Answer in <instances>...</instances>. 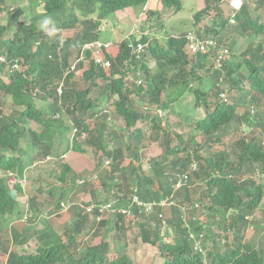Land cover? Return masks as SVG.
<instances>
[{
	"label": "trees",
	"instance_id": "trees-1",
	"mask_svg": "<svg viewBox=\"0 0 264 264\" xmlns=\"http://www.w3.org/2000/svg\"><path fill=\"white\" fill-rule=\"evenodd\" d=\"M250 1L238 0L233 7L230 0H203V6L193 14L195 37L213 42L215 47L210 49L228 51L219 67L213 61V49L206 54L189 53L185 33L167 35L164 43L153 38V31L163 28L158 18L156 23L148 22L147 27L142 24L139 36H127L109 52L108 69L95 64L86 52L84 62L88 67L81 78L74 74L84 64L80 61L83 45L100 39L101 26L109 15L143 7L147 0H27L29 22L20 21L23 11L19 8L6 11L5 22L0 21V252L6 257L5 264H137L135 247L143 245L154 247L163 258L162 264H264V247L256 248L244 236L248 228L260 234L264 227L261 223L252 224L256 212L262 213L259 207L264 199V184L257 176L252 177L258 173L264 180V0H252L253 4ZM158 2L164 11L179 12L183 6L182 0ZM222 2L229 6L225 16ZM2 11L0 7V14ZM211 12L213 17L201 23ZM147 13L159 15L155 11ZM45 16H52L59 29L46 41L38 28ZM77 24L81 25V32L63 38L62 31ZM147 28L148 34L141 32ZM9 33L11 37L6 39ZM234 33L247 40L238 57L234 54L238 45L232 37ZM150 64L155 65L152 68ZM97 80L102 81L101 85H97ZM206 83L211 84L209 89L202 87ZM192 84H197L196 89H191ZM91 89L104 95L92 100L88 97ZM187 92L193 94L194 107H200L204 115L193 120L188 143L171 147L172 134L181 139L175 130L181 134L182 127L181 121L172 123L177 116L171 106ZM221 93L226 94V100L219 98ZM7 96L12 108L4 112L5 103L1 100ZM38 99L46 106L38 107ZM65 116H71L69 124ZM180 116L185 119L184 114ZM85 117L102 122L90 127ZM116 117L123 120L124 132L121 127L112 126ZM29 122L39 123L41 132L29 130ZM233 123L246 127L235 147L229 152L221 151L213 159L201 156L198 150L212 141L220 142ZM69 132L72 136L64 154H84L82 146L86 145L98 161L92 170L76 174L68 162L56 157L61 161L56 165L59 175L55 178L68 182L76 194L90 186L93 175L102 181L105 197L94 194L93 199L82 202L76 198L78 195L70 194L79 202L66 200L63 188L48 214L61 210L60 200L71 202L69 210L74 211L77 221L66 229L68 242L47 240L39 244L35 253H14L10 246L27 240L13 227H9V232L3 231L8 218L18 214L15 197L22 190L18 183L11 186L8 182L23 178L27 156L43 160L51 157L53 138L65 139ZM197 135L202 136L203 143L195 141ZM26 137L30 142L22 149L20 143ZM146 143L161 147L162 153L149 159L148 169L143 170L145 155L140 151L146 150ZM189 144L193 145L192 150H188ZM193 163L197 167L194 172L190 170ZM183 173L188 174V183L174 191V184ZM202 179V192L192 200L189 188L195 180ZM51 188L48 195L54 198ZM132 193L143 202L170 198L175 202L171 208L173 216L167 219L163 212L162 220L157 217V209L138 213L132 207L133 216L114 214L96 220V212L86 214L80 206L118 198L121 206L127 207ZM29 203L35 206L34 195ZM181 208L186 212L185 221ZM221 211L233 212L226 221ZM208 215L212 221L206 223ZM106 226L113 241L135 245L131 254L127 246L110 248L105 237L77 257L69 251L83 242L86 229L95 238L105 235ZM167 229L172 230L170 241ZM190 232L203 234L198 251L193 249ZM39 242H43L42 236ZM110 250L113 258L109 257Z\"/></svg>",
	"mask_w": 264,
	"mask_h": 264
},
{
	"label": "rangeland",
	"instance_id": "rangeland-1",
	"mask_svg": "<svg viewBox=\"0 0 264 264\" xmlns=\"http://www.w3.org/2000/svg\"><path fill=\"white\" fill-rule=\"evenodd\" d=\"M182 9L179 12H175L173 9L164 11L162 9V5L157 2V0H147L145 6H138L135 8H132L128 11H118L108 16L106 22L102 24V32L100 35L101 41H110L113 43H116L117 41H122L127 36L133 35L132 37H135L134 35L139 36L138 30H140L141 25L147 27L148 22L149 23H156L155 20L159 18L160 23L162 24L163 28L157 27L156 31L154 32V37L157 40L161 41V43H164L165 39H167V35H176L186 33L188 31H193V14L195 10L201 8L203 6V0H182ZM229 1V0H224ZM232 6H236L238 3V0H230ZM223 3V2H222ZM250 4H253V1L251 0L249 2ZM230 4V6H231ZM3 11L0 14V21L2 23L6 20V11L7 10H13L15 8H19L23 11V15L19 18L20 21L29 22V13H28V6H27V0H3V4L0 6ZM222 10L223 15L228 14V8L229 6L222 4ZM155 11L159 12V15L155 13V15L148 16L147 11ZM259 13V12H258ZM214 15V12H211L209 16H207L205 19L202 20L201 23H205L208 20H210ZM151 27V26H150ZM81 32V25L77 24L75 28L69 29V30H63V38H68L71 35L76 34L78 32ZM145 34H148V28L145 31H141ZM151 36V32L149 34ZM11 37V33L5 36L6 39ZM233 38H235V41H237V50L234 51V54L238 57L240 52H242L246 45L247 40L241 36L240 33H234L232 35ZM42 40H50L49 37L44 36ZM117 44H113V47H116ZM74 54V52H73ZM82 62L86 61V59H81ZM72 64V63H71ZM153 68L154 65L150 64ZM87 63L84 62L82 68L76 69V78H81L82 73L87 69ZM243 72H246L245 68H242ZM5 73V71H4ZM102 81L97 80V85H101ZM246 84V83H245ZM210 83L203 84L202 87L204 89L210 88ZM197 84H192L191 89H196ZM97 89V88H96ZM100 91V90H99ZM171 91V90H170ZM104 94H101V92H98L95 89H91L88 97L90 99H95L96 97L103 96ZM2 110L4 112H9L10 108H12V104L10 102V98L7 96L6 98H2ZM38 107H45L46 103H42L40 99L36 100ZM214 102L215 99H212ZM103 103V102H102ZM195 97L193 94L187 92L184 94L179 101L172 104V112L174 115L177 116L176 120L172 121V123H178L181 121L182 127L179 129L181 130V134L178 130H175L176 133L181 137V139H177L172 134V143L171 147H174L176 144H186L188 143L187 139L190 138L187 134L191 133L193 131V120L199 119L203 117V110L200 107L195 108ZM160 112V111H159ZM158 112V113H159ZM180 114H184V118H180ZM86 118V121L90 127H96L100 125L102 121L100 120H91V118ZM65 121L67 124H69V120L71 119V116H65ZM113 123V124H112ZM112 126L121 127V130L124 132V123L121 118L116 117L114 122H112ZM27 127L29 130L34 131L35 133H40L42 130V127L39 123L36 122H29L27 124ZM120 129V128H117ZM246 131V127L238 126L237 123L231 124L229 127L227 133L225 136L222 137L221 141L216 143L214 141L210 142L206 146H204L202 149L198 150L201 156L210 157V159L215 158L218 156V154L221 151H227L229 152V149L231 150L232 147H235L234 143L241 138L244 135V132ZM173 131V133H175ZM122 133V132H121ZM190 135V134H189ZM72 136V132L67 133L65 136V139L60 138L59 136H55L53 138V151L51 157L45 158L44 160L40 157L33 156H27L26 162L27 164L26 169L23 173V180L20 182L17 180H10L8 183L9 185H14L18 183L21 185L22 190L18 193H16V203H17V210L18 214L11 215L10 218H8L7 223L3 231L9 232V227H13L17 232H20L21 236L25 239H27L26 243H17L10 246V249L14 253H18L19 255L28 254V253H35L37 247L39 246V235L37 234V231H44V232H52L56 239H59L58 241L62 244H66L68 242V235L69 233L66 232V229L68 226H71L72 224H75L77 221V217L73 214L74 211H60L55 212L51 216L47 215L48 211H50V207L54 206L57 202V199L59 195L62 192V189L65 188L67 194H65L66 200H82L83 202H88L91 199L96 197H105V190L103 187V183L100 179H97L95 176H91L90 181L91 184L89 187H86V190L80 191L78 193H73V191L70 189V184L68 182L61 183L59 182L55 176L59 175L58 167L56 166L58 162L61 160H57L56 157H61L62 161L68 162L70 167L73 169V171L76 174H79L81 172H86L88 170H92L93 167L96 165V162L98 161L97 156H95L94 151L86 146L83 145L82 149L85 150L84 154L79 153H71L68 152L64 154L65 146H67L68 141L70 140V137ZM147 137V136H146ZM197 142L203 143L202 136H196ZM30 140L26 137L25 139L22 138L20 147L22 149H26L27 145H29ZM224 143L225 145H222ZM146 150H141L140 153H144L145 158L142 161V169L146 170L148 169V160L151 158L160 157L162 153V148L158 147L151 143H146ZM193 145H188V150H192ZM25 151V150H24ZM72 154L71 156H69ZM183 154V153H182ZM182 154H179L182 155ZM28 155V154H27ZM28 159V160H27ZM168 159H172V157H169ZM30 161V163H29ZM129 160L125 161V164L128 163ZM169 162V161H168ZM168 162H166V166L168 167ZM29 163V164H28ZM169 169V167H168ZM258 177L259 180H261V184H264L263 177H259L258 173H255L252 175V177ZM202 182V183H201ZM204 179L195 180V183L192 184L191 188H189V197L194 200L196 196H198L202 192V186H203ZM80 184V181H79ZM53 187V188H51ZM53 193L54 198L49 197L48 191ZM155 189V186L153 187ZM84 193V194H83ZM72 194L73 196L78 195L75 199H73V196H70ZM95 194V196H94ZM31 195H34L36 198V203L34 207H31V204L29 203V198ZM64 198V199H65ZM60 200V205H66L71 203L70 201L66 200ZM59 201V202H60ZM78 201V200H77ZM79 202V201H78ZM77 203V202H75ZM260 212L254 214L256 216H253L252 218V224L254 225L255 222L264 224V199L262 200V204L259 207ZM233 211L224 212L221 211V217H225L226 221L229 219L230 214ZM31 216V218H28ZM173 216V211L169 208L165 210V217L168 219ZM24 218H28L27 222H23L22 220ZM32 219V220H30ZM108 219V218H107ZM216 219V218H215ZM30 220V221H29ZM209 221H212L211 215L206 216V223ZM10 225V226H9ZM255 226V225H254ZM30 227L33 229L31 230ZM112 227L111 222H109V226ZM107 226L105 228V235L100 234L96 236L95 238L92 237L91 231L88 229L85 230V236H83V242L78 245V247H71L69 251L73 254L75 252V257H77L78 254H80L85 248L89 246L98 245L100 243V238L102 239L105 237L106 241L109 243L110 248L117 247L118 249L124 248L127 246V249H129V252L133 251V248L135 247L134 244H127L120 243L118 240L114 241L111 238V230L107 231ZM111 232V233H110ZM170 232V233H169ZM166 236L169 235L170 238H166L168 241L172 238V230L167 229L165 232ZM260 234H255L254 231L251 230V228H248L245 232V238L249 241H253L255 244V247L260 249L264 247V227L262 231L259 232ZM136 259L137 264H162L163 258L158 254V251L149 245H143V246H136ZM71 254V255H72ZM109 257H114V252L110 250ZM6 257L3 255V253L0 252V264H5ZM68 263V262H67ZM66 263V264H67Z\"/></svg>",
	"mask_w": 264,
	"mask_h": 264
},
{
	"label": "built area",
	"instance_id": "built-area-1",
	"mask_svg": "<svg viewBox=\"0 0 264 264\" xmlns=\"http://www.w3.org/2000/svg\"><path fill=\"white\" fill-rule=\"evenodd\" d=\"M186 44L189 53L191 54H197V53H202L205 54L209 50L210 46H213V43L210 41H200L197 39L193 33H188L185 37ZM111 47V43L109 42H100V41H94L87 43L83 45L81 49V57L80 59H85L84 54L86 52L91 53V58L94 60L95 64L100 66L101 68L108 69L111 66V61L107 57L108 49ZM137 47L140 49V45L138 44ZM227 54L226 49H219L216 51L215 54V62L217 65L221 63V61L224 59V57ZM0 61H3V58H0ZM14 65L13 67H15ZM138 84H140V81H138ZM58 93H60V90H58ZM221 97L224 98V94L221 95ZM197 167L196 164L193 163L190 165V170L192 172L196 171ZM188 183V174L183 173L180 176H178L175 184H174V190H179L180 188L184 187ZM175 205V202L171 200L170 198H164L160 199L159 201H153V202H143L140 201L137 195L134 193L130 194L129 197V204L127 207L121 206L120 200L117 198H113L108 200L104 204H83L80 205L81 208L87 213L91 214L94 211L97 212L98 215L102 216L103 214H106L107 216H112L114 214H121L126 217L133 216L131 208H135L138 213H152L155 209L158 210L157 217L159 219L164 218L163 215V209H166L168 207H171ZM62 210L67 211L70 207V204H62ZM195 208L197 207V204L194 206ZM99 216V217H100ZM190 239L193 240V249L194 250H200L201 249V241L203 240V234H198V233H189Z\"/></svg>",
	"mask_w": 264,
	"mask_h": 264
},
{
	"label": "clouds",
	"instance_id": "clouds-1",
	"mask_svg": "<svg viewBox=\"0 0 264 264\" xmlns=\"http://www.w3.org/2000/svg\"><path fill=\"white\" fill-rule=\"evenodd\" d=\"M182 3H183V1H182ZM38 28H39V30L42 32V33H44L45 34V36H47V37H49V38H52V37H54L56 34H57V32L59 31V29H58V27H57V23H56V21L53 19V17L52 16H45V17H43L40 21H39V24H38ZM188 33H193V31H188V32H186L185 33V35H187ZM193 35H194V33H193ZM195 36V35H194ZM186 37V36H185ZM95 41H100V42H109V43H111V47L108 49V53H107V56H108V54H109V52L112 50V49H114L115 47H113V44H117V46L116 47H118V45H119V42L117 41L116 43H113V42H110V41H101L100 39L99 40H95ZM200 41H203V40H200ZM92 42H94V41H92ZM211 42V41H210ZM90 43V42H89ZM213 43V42H212ZM87 44V43H86ZM85 45V44H84ZM210 47H215V45H214V43H213V46H210ZM211 49H213V54L212 55H214V57H215V54H216V51H217V49L215 50L214 48H211ZM211 49L209 48V50L207 51V53H211ZM220 49H225V48H220ZM219 50V49H218ZM227 50V49H226ZM90 53V52H89ZM202 54V53H201ZM206 54V53H205ZM227 54H228V51H227ZM226 54V55H227ZM80 57H81V54H80ZM90 57H91V53H90ZM109 58V60L111 61V58L110 57H108ZM92 59V58H91ZM80 61H81V59H80ZM214 62H215V59L213 60ZM223 61V60H222ZM221 61V62H222ZM215 64H216V62H215ZM221 65V63L219 64V65H217L218 67ZM110 68V67H109ZM104 69V68H103ZM222 94H224V98L223 97H221V95ZM219 98L221 99V100H226V94L225 93H221L220 94V96H219ZM251 130V129H250ZM48 158V157H47ZM24 179V178H23ZM23 179H21V180H19L20 182L23 180ZM21 186V185H20ZM186 186V185H185ZM184 186V187H185ZM183 188V187H182ZM182 188H180L179 190H181ZM22 189V188H21ZM179 190H176V191H179ZM175 191V190H174ZM16 198V197H15ZM164 199V198H163ZM82 201V200H81ZM83 202V201H82ZM70 204V203H69ZM90 204V203H89ZM83 205V204H82ZM85 205H87V204H85ZM173 206H175V205H173ZM173 206H171V207H168V208H166V209H171ZM195 206V205H194ZM60 207H61V210H59V212L60 211H63L62 210V206L60 205ZM197 207H198V205H197ZM196 207V208H197ZM70 208V207H69ZM195 208V207H194ZM166 209H163V212H165V210ZM181 210H182V212H183V214H184V218H183V220L185 221L186 220V212H185V210L183 209V208H181ZM67 211H70L69 209L67 210ZM64 212V211H63ZM94 212H96V211H94ZM86 213V212H85ZM47 215H49L48 213H46ZM87 214V213H86ZM49 216H51V215H49ZM100 215H98L97 214V212H96V220H101V219H103V218H106L107 217V215L106 214H103L102 216H100ZM28 218H31V216H29ZM28 218H24L22 221L23 222H27V220H28ZM191 219H195V217H191ZM30 220H32V219H30ZM29 220V221H30ZM164 229H166V227L164 228Z\"/></svg>",
	"mask_w": 264,
	"mask_h": 264
},
{
	"label": "crops",
	"instance_id": "crops-1",
	"mask_svg": "<svg viewBox=\"0 0 264 264\" xmlns=\"http://www.w3.org/2000/svg\"><path fill=\"white\" fill-rule=\"evenodd\" d=\"M156 1V0H155ZM157 2H158V0H157ZM261 206V205H260ZM108 226H109V224H108ZM30 229L32 230L33 228L32 227H30ZM17 232V231H16ZM18 234H20V232H18ZM37 234L39 235V237L40 236H42L43 237V242L42 243H40L39 242V244H44L45 242H47V240L48 241H50V242H47V243H54V241L56 240V237H55V235L52 233V232H44V231H37ZM21 235V234H20ZM27 240V239H26ZM44 240H46V241H44ZM17 244V243H16Z\"/></svg>",
	"mask_w": 264,
	"mask_h": 264
}]
</instances>
